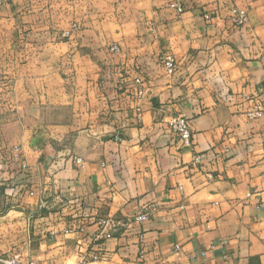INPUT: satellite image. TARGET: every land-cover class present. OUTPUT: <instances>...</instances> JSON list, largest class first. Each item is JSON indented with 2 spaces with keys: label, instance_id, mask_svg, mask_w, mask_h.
I'll list each match as a JSON object with an SVG mask.
<instances>
[{
  "label": "crops",
  "instance_id": "1",
  "mask_svg": "<svg viewBox=\"0 0 264 264\" xmlns=\"http://www.w3.org/2000/svg\"><path fill=\"white\" fill-rule=\"evenodd\" d=\"M263 105L264 0H10L0 251L23 264H264V117L249 115Z\"/></svg>",
  "mask_w": 264,
  "mask_h": 264
},
{
  "label": "built area",
  "instance_id": "2",
  "mask_svg": "<svg viewBox=\"0 0 264 264\" xmlns=\"http://www.w3.org/2000/svg\"><path fill=\"white\" fill-rule=\"evenodd\" d=\"M10 0H0V7L3 6L5 3H8ZM172 5L175 6L179 11L183 10V5L178 2H172ZM249 19V12L247 9L241 7H234L233 8V21L236 25H244ZM66 35H69L67 32ZM112 48L114 50H118V45H113ZM165 65L170 73L174 72L176 69V60L173 55L168 54L164 57ZM142 92V89L139 90ZM251 117H264V105L258 106L257 108L251 110L249 112ZM170 126L172 131L179 137L182 145L184 146H192L193 144V133L190 121L187 117L183 115H177L170 121ZM116 140H122L120 135H115L114 137ZM17 155L20 156V148L16 146ZM201 155L195 156V161L198 162L201 159ZM76 162L80 165H84V160L81 157H76ZM149 217V212L144 211L138 215H136L135 220L137 221H144ZM117 226L109 225L103 227L101 230L97 232L95 235V239L98 241H103L106 238L112 237L117 230ZM176 248L179 249L180 245H176ZM0 264H23L20 259L12 254L7 252L0 251Z\"/></svg>",
  "mask_w": 264,
  "mask_h": 264
},
{
  "label": "rangeland",
  "instance_id": "3",
  "mask_svg": "<svg viewBox=\"0 0 264 264\" xmlns=\"http://www.w3.org/2000/svg\"><path fill=\"white\" fill-rule=\"evenodd\" d=\"M5 4H6V3H5ZM5 4H4V5H5Z\"/></svg>",
  "mask_w": 264,
  "mask_h": 264
}]
</instances>
